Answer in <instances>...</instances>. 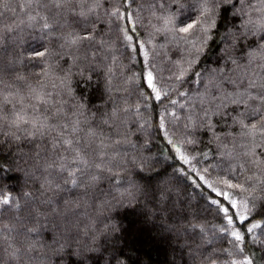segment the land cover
<instances>
[{
	"label": "trees",
	"instance_id": "1",
	"mask_svg": "<svg viewBox=\"0 0 264 264\" xmlns=\"http://www.w3.org/2000/svg\"><path fill=\"white\" fill-rule=\"evenodd\" d=\"M262 97L264 0H0V264H264Z\"/></svg>",
	"mask_w": 264,
	"mask_h": 264
},
{
	"label": "snow or ice",
	"instance_id": "2",
	"mask_svg": "<svg viewBox=\"0 0 264 264\" xmlns=\"http://www.w3.org/2000/svg\"><path fill=\"white\" fill-rule=\"evenodd\" d=\"M29 2H31V0H29ZM65 2H67V0H52V3H53L57 8H59V7H60L63 3H65ZM176 2L178 3L179 0H176ZM220 2H222V3H229V2H231V0H220ZM79 15L83 16L84 13H79ZM45 21H46V18H45ZM43 27H44L45 29H48V28L51 27V25L48 24L47 22H45L44 25H43ZM192 27H193V25H192V24H189V25H187L186 27H182V28H180L179 30H180L181 32H185V33H187ZM207 30H208V29H205V31H207ZM89 39H92V34H91V32H87V33H85V34H83V35H76L75 38H73V39L70 41V43H72V44H76L78 41L89 40ZM48 54H49V53H48V49H47V48H44V49H42V50L35 51V52L33 53V56H34L35 58H41V59H42V58H44L45 56H47ZM147 80H148L149 87H152V75H151V73L148 74ZM156 98H157V99L160 98L158 92H157V94H156ZM261 99L264 100V97H262ZM21 119H22V118H21ZM14 123H15V122H14ZM251 127H252V128H255L256 125H255V124H252ZM65 143L71 145L72 142H71L70 140H68V141H65ZM72 163H73V164H77V163H79V164H83V165L87 166V163H88V162H87V160L80 158V157H79V154H77L76 159H74V160L72 161ZM96 167H100V166H99V165H96ZM77 171H80V169H79V168H75V169H73L72 171H69V172H68V175L71 176V177H73V179L70 181L73 185H76V179H75L74 177H75V174H76ZM93 179H96V177H93ZM117 183H119V181H117ZM8 203H9V199H8L7 197L0 198V206L5 205V204H8ZM213 203H217V202H216V201H213ZM231 203H232V206H233V207H236V202H235V201H232ZM17 206H18V205H17ZM221 211H223V212L225 213V215H226V217H227V220H228V223H229V224H232V222H233V221H232V217L227 215V214H228V208H221ZM239 219L241 220V222H243V220L246 219V217H244V216H240ZM258 226H259V225H257V224H253L252 227H250V228L248 229V231H249V232H252L253 229L256 228V227H258ZM231 235L235 238V240H238V241H239V240H242V239H243V237L241 236V234H240L239 232H232ZM244 264H252V262H251V260L246 259V260L244 261Z\"/></svg>",
	"mask_w": 264,
	"mask_h": 264
}]
</instances>
